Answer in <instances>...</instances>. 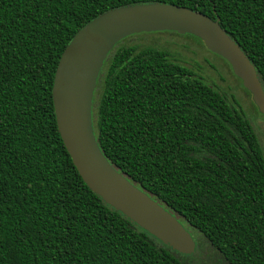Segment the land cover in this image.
I'll list each match as a JSON object with an SVG mask.
<instances>
[{
  "label": "trees",
  "instance_id": "16d2710c",
  "mask_svg": "<svg viewBox=\"0 0 264 264\" xmlns=\"http://www.w3.org/2000/svg\"><path fill=\"white\" fill-rule=\"evenodd\" d=\"M153 4L219 18L264 89V0H0V264H264V130L169 51L114 47L93 129L112 167L190 233L192 255L93 193L63 143L52 92L66 48L100 16Z\"/></svg>",
  "mask_w": 264,
  "mask_h": 264
},
{
  "label": "water",
  "instance_id": "95a60500",
  "mask_svg": "<svg viewBox=\"0 0 264 264\" xmlns=\"http://www.w3.org/2000/svg\"><path fill=\"white\" fill-rule=\"evenodd\" d=\"M156 32H174L201 40L208 51L229 63L264 114V89L257 72L222 29L220 19L160 4L113 10L84 27L60 59L53 103L63 143L91 191L167 247L182 255H192L196 245L190 233L176 217L112 167L101 152L93 129V99L108 54L131 36Z\"/></svg>",
  "mask_w": 264,
  "mask_h": 264
},
{
  "label": "rangeland",
  "instance_id": "374dc122",
  "mask_svg": "<svg viewBox=\"0 0 264 264\" xmlns=\"http://www.w3.org/2000/svg\"><path fill=\"white\" fill-rule=\"evenodd\" d=\"M124 41V46H154L169 51L179 63L193 70L198 78L226 95L239 111L256 124L257 128L264 130V114L243 87L241 80L234 75L229 63L213 55L196 38L174 32H156L134 35Z\"/></svg>",
  "mask_w": 264,
  "mask_h": 264
},
{
  "label": "flooded vegetation",
  "instance_id": "af4514ba",
  "mask_svg": "<svg viewBox=\"0 0 264 264\" xmlns=\"http://www.w3.org/2000/svg\"><path fill=\"white\" fill-rule=\"evenodd\" d=\"M214 55V54H213Z\"/></svg>",
  "mask_w": 264,
  "mask_h": 264
}]
</instances>
